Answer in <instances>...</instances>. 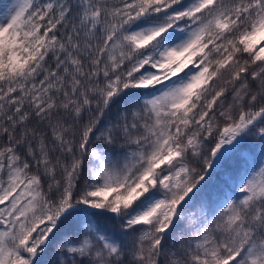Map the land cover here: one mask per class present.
Masks as SVG:
<instances>
[{"label":"snow or ice","instance_id":"1","mask_svg":"<svg viewBox=\"0 0 264 264\" xmlns=\"http://www.w3.org/2000/svg\"><path fill=\"white\" fill-rule=\"evenodd\" d=\"M0 264H264V0H0Z\"/></svg>","mask_w":264,"mask_h":264}]
</instances>
